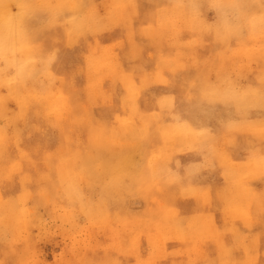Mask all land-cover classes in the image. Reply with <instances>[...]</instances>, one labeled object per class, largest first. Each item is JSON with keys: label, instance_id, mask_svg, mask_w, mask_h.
Masks as SVG:
<instances>
[{"label": "clouds", "instance_id": "clouds-1", "mask_svg": "<svg viewBox=\"0 0 264 264\" xmlns=\"http://www.w3.org/2000/svg\"><path fill=\"white\" fill-rule=\"evenodd\" d=\"M139 3L152 6L143 17ZM55 27L89 48L83 68L67 79L49 80L40 70L46 31ZM117 27L125 31L128 58L140 61L127 73L114 51L124 41L101 47L97 39ZM154 56L156 71L147 72ZM25 61L31 75L19 70ZM166 71L183 74V102L194 117L210 116L207 106L220 103L234 105L240 119L219 133L207 128L206 137L165 141L169 112H128L126 126L116 119L106 128L79 103L81 74L95 85L86 87L94 104L110 100L105 76L134 82L141 72L144 82L160 73L169 83ZM9 100L19 112L10 114ZM30 109L64 132L54 153H43L45 170L20 147L16 123ZM237 132L253 136L243 160L232 155ZM189 152L200 162L183 172L179 161L171 166ZM218 168L224 184L214 193L202 181ZM0 264H264V0H0Z\"/></svg>", "mask_w": 264, "mask_h": 264}, {"label": "rangeland", "instance_id": "rangeland-1", "mask_svg": "<svg viewBox=\"0 0 264 264\" xmlns=\"http://www.w3.org/2000/svg\"><path fill=\"white\" fill-rule=\"evenodd\" d=\"M152 6L146 3L138 4V11L143 17L147 10ZM11 10L13 13H19L20 9L16 4L11 5ZM103 11V9L101 10ZM44 39V51H52L58 49L56 53V60L51 66V70L57 76H64L66 79L69 78L72 73L78 69L83 68L85 64V56L89 52L87 45L81 40L79 43L69 46L67 42V37L60 27H55L48 29L45 34ZM187 38V37H185ZM97 39H99L100 46L106 47L114 44L118 40H123V47H117L114 51L117 54V60L119 62V70L127 73L132 71L133 63H139L140 61H131L128 58L129 55V45L127 43V38L125 31L121 27H117L111 31H106L100 34ZM89 41L95 44V40L89 37ZM137 41L140 42V38L137 37ZM146 43V41H144ZM155 51V49H149ZM146 58L147 51L142 53ZM158 57L154 56L146 65L145 70L147 72H155ZM14 71V69H10ZM168 77L169 83H161L154 81H144L142 82L143 73L136 72L133 74L132 80L138 89V93L135 98L136 113L142 116H149L153 112H159V99L164 96L175 97V113L180 116L182 120H185L193 125V127L199 128H210L212 132L219 133L223 131V124H226L230 120L240 119L239 115L236 113V108L234 105H223L217 103L214 106H207L211 115L208 117L200 116L194 117L188 111V105L183 102V87H182V73L177 74L175 77L167 71L164 73ZM77 87L80 89L79 93V103L88 107L90 115L94 123L103 125L106 128H110L117 116H125L130 109L126 105L124 98L128 95V88L126 82L122 81L118 77L105 76L103 79L101 87L104 90L105 95L110 97V100L106 101L103 98L98 97L94 104H89L88 94L86 91L87 78L83 74L77 77L76 80ZM4 94H7V89L2 90ZM195 104V101L193 102ZM102 105V106H101ZM7 107L11 110L10 114L19 112L20 108L15 100H9L7 102ZM196 111V109H193ZM251 118L258 119L260 116L259 110H250ZM223 122V123H222ZM16 127L22 129L21 132V143L20 147L25 151L33 154V159L37 161V167L41 170H45V165L43 163V153L45 150L55 151L57 147L64 141V132L59 127L51 126L48 121L44 118L42 114H37L34 109H30L25 118L17 121ZM85 130L87 125L82 126ZM12 129L9 128V132ZM236 137L237 147L233 151V159L243 160L246 153L241 149L245 145L247 140L253 139L250 132H237L234 133ZM81 140L85 143L87 142V135H81ZM105 154H108L107 149L102 150ZM111 151H119V149H112ZM9 152L13 157L17 155V149L15 145H10ZM201 160L200 155L196 152H189L187 154H177L173 157L172 167H176V161H179L181 168L180 171L188 165L197 164ZM221 169H217L207 180L202 181V183H211L213 185V190L222 187L224 184L223 177L220 175ZM207 176V173L204 174ZM254 186L259 188L261 185L258 182H254ZM217 208H222L220 202H215ZM193 201H187L186 207L191 209L193 206ZM142 206V205H141ZM131 211L138 212L140 208L131 206ZM216 223L219 227H223L222 213L217 210L215 213ZM239 225L240 222L237 221ZM51 258V257H49Z\"/></svg>", "mask_w": 264, "mask_h": 264}, {"label": "snow or ice", "instance_id": "snow-or-ice-1", "mask_svg": "<svg viewBox=\"0 0 264 264\" xmlns=\"http://www.w3.org/2000/svg\"><path fill=\"white\" fill-rule=\"evenodd\" d=\"M67 42L69 46L74 45L75 43L73 40L68 39V38H67ZM57 51L58 49H54L52 51H47V52L43 50L40 70L43 73V75L46 76L49 80H55L57 77V75L51 70V66L56 60ZM28 64L29 62L25 61V63L20 66L19 70L22 73L31 75V71L28 68ZM149 80L164 83V77L160 73H156L154 76L146 77V81H149ZM126 84L128 88V95L124 98V101L126 105L128 106V108L130 109V112L136 113L135 98L138 93V89L136 85L134 84V82H132L131 80H127ZM86 87L94 88L95 85L89 83L86 85ZM158 103H159L160 111L153 112L149 114L150 116L155 117L160 112H169L173 116L172 123H170L167 127L162 129L161 131V136L164 138L165 141H167V139L170 136H177V135L178 136H193V137H206L209 135V130L207 128L202 127V128L197 129L193 127V125L190 124L189 122L182 120L180 116L175 113L174 97L172 96L161 97ZM53 111H58V109H53ZM24 118H25V115L21 111L20 119H24ZM116 119L120 122L122 126H126L128 123H130L127 115L123 117L117 116ZM47 121L51 126L56 127L55 122L52 121L50 117L47 119ZM235 126H236V122L229 123V127H235ZM44 153L47 154L48 156H51L54 153V151L45 150ZM30 155H31L30 152L25 153L26 158L30 157ZM249 159H255L254 155L250 156ZM39 179L42 185L44 183L45 178L41 176Z\"/></svg>", "mask_w": 264, "mask_h": 264}, {"label": "bare ground", "instance_id": "bare-ground-1", "mask_svg": "<svg viewBox=\"0 0 264 264\" xmlns=\"http://www.w3.org/2000/svg\"><path fill=\"white\" fill-rule=\"evenodd\" d=\"M102 106V105H101ZM201 158V157H200Z\"/></svg>", "mask_w": 264, "mask_h": 264}]
</instances>
